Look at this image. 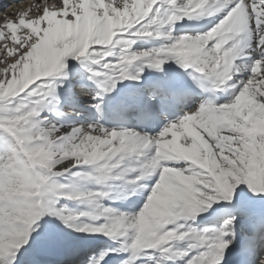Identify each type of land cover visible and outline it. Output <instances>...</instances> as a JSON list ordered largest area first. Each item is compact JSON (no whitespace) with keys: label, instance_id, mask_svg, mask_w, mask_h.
<instances>
[{"label":"snow or ice","instance_id":"6c2138e0","mask_svg":"<svg viewBox=\"0 0 264 264\" xmlns=\"http://www.w3.org/2000/svg\"><path fill=\"white\" fill-rule=\"evenodd\" d=\"M0 264H264V0L0 3Z\"/></svg>","mask_w":264,"mask_h":264},{"label":"bare ground","instance_id":"6f19581e","mask_svg":"<svg viewBox=\"0 0 264 264\" xmlns=\"http://www.w3.org/2000/svg\"><path fill=\"white\" fill-rule=\"evenodd\" d=\"M0 3H7V0H0Z\"/></svg>","mask_w":264,"mask_h":264}]
</instances>
